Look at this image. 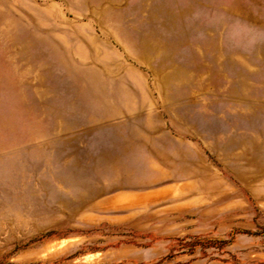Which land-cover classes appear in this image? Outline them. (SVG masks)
<instances>
[{
    "label": "rangeland",
    "instance_id": "1",
    "mask_svg": "<svg viewBox=\"0 0 264 264\" xmlns=\"http://www.w3.org/2000/svg\"><path fill=\"white\" fill-rule=\"evenodd\" d=\"M0 264H264V0H0Z\"/></svg>",
    "mask_w": 264,
    "mask_h": 264
}]
</instances>
